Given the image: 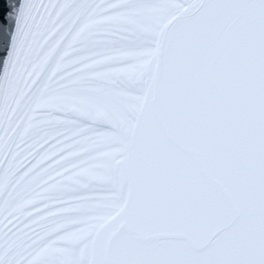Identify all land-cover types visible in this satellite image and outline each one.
I'll return each mask as SVG.
<instances>
[{
    "label": "snow or ice",
    "instance_id": "1",
    "mask_svg": "<svg viewBox=\"0 0 264 264\" xmlns=\"http://www.w3.org/2000/svg\"><path fill=\"white\" fill-rule=\"evenodd\" d=\"M0 264H264V0H21Z\"/></svg>",
    "mask_w": 264,
    "mask_h": 264
},
{
    "label": "water",
    "instance_id": "2",
    "mask_svg": "<svg viewBox=\"0 0 264 264\" xmlns=\"http://www.w3.org/2000/svg\"><path fill=\"white\" fill-rule=\"evenodd\" d=\"M21 0H0V74L5 68L6 57L16 29V13Z\"/></svg>",
    "mask_w": 264,
    "mask_h": 264
}]
</instances>
